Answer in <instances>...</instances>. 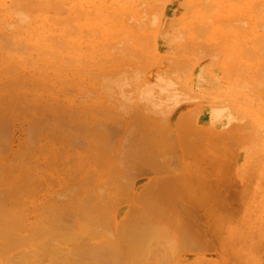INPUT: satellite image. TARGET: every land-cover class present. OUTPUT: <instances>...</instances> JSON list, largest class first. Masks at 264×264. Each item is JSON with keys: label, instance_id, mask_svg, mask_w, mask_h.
I'll return each instance as SVG.
<instances>
[{"label": "rangeland", "instance_id": "obj_1", "mask_svg": "<svg viewBox=\"0 0 264 264\" xmlns=\"http://www.w3.org/2000/svg\"><path fill=\"white\" fill-rule=\"evenodd\" d=\"M36 3L43 11L31 18L33 10L4 7L0 0V62L5 69L15 68L13 63L26 71L8 82L5 77L0 91L22 94L29 111L34 105H69L65 114L75 109L74 122L85 121L83 105L96 111H113L117 105L125 118L111 122L125 140L136 132L174 138L178 147L191 151L178 164L191 174L185 181L195 187L192 197L202 202L198 191H208L203 205L189 199L203 208L196 215L192 211L187 221L197 231L195 220L201 216L210 244L189 252L187 264H264V0ZM19 104L0 109V153L9 152L12 144L38 142L22 134L25 111ZM81 134L89 140L84 130ZM77 154L82 155L79 148ZM6 163L0 154V181ZM156 178H136L135 193L143 183L154 181L149 192L169 185L163 182L167 176ZM135 207L125 209L121 223L134 216Z\"/></svg>", "mask_w": 264, "mask_h": 264}, {"label": "bare ground", "instance_id": "obj_2", "mask_svg": "<svg viewBox=\"0 0 264 264\" xmlns=\"http://www.w3.org/2000/svg\"><path fill=\"white\" fill-rule=\"evenodd\" d=\"M36 2L28 0L25 5L23 0H5L4 7L33 10L30 13L33 18L43 11ZM22 15L27 20L26 14ZM132 16L137 19V9ZM12 66L15 68L5 69L0 62L1 87L5 77L8 82L11 76L26 73L20 66L13 63ZM122 74L118 78H123ZM10 91H0V109L10 110L11 105L17 107L21 100V109L25 111L21 132L26 138L32 134L38 142L31 146L22 142L17 148L12 144L9 152L0 153L7 160L0 181V264H187L189 252L209 243L206 241L209 236L201 229V216L195 220L200 226L197 231L188 224L187 216L192 211L196 215L203 208L194 207L189 200L195 198L192 197L195 187L191 189L192 184L186 183L190 173L178 164L188 158L190 150L178 147L172 137L161 138L155 133L136 132L125 140L122 130L111 122L123 118V109L117 110V105L113 111H96L83 105L81 113L85 121L74 122L75 109L65 114V107L72 109L69 105L45 109L34 105L29 111L27 104L22 103V94L11 96ZM38 101L43 102L40 98ZM58 112L64 114L57 115ZM83 130L90 137L88 141L82 137ZM83 142L85 149L80 145ZM77 148L82 155L77 154ZM123 148H128V153ZM164 175L168 178L163 182L169 185H159L158 190L149 192L154 181L143 183L138 194L135 193L136 178L157 179ZM220 181L217 185L222 186ZM203 189L197 190L201 194L197 197L206 202L208 191L204 194ZM200 201L196 202L202 204ZM132 205L136 206L134 216H127L128 220L121 223L119 217L126 208L131 211ZM212 240L211 244L215 236Z\"/></svg>", "mask_w": 264, "mask_h": 264}]
</instances>
